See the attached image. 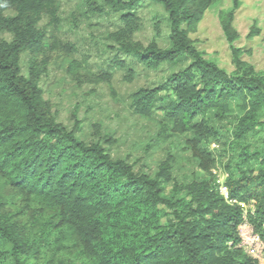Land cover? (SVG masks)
Masks as SVG:
<instances>
[{"label":"trees","instance_id":"16d2710c","mask_svg":"<svg viewBox=\"0 0 264 264\" xmlns=\"http://www.w3.org/2000/svg\"><path fill=\"white\" fill-rule=\"evenodd\" d=\"M144 1L105 0L123 23L110 35L116 51L151 70L179 60L187 64L160 83L131 92L129 107L147 119L160 112L161 138L188 135L187 145L202 158L198 167L206 177L173 182V193L184 195L166 197L170 157L149 176L126 158L112 156L100 141L81 139L77 122L68 128L58 121L39 85L51 61H64L77 83L103 82L111 91L113 74L83 72L71 56L75 44L49 33L59 28V0H0V186L34 202L39 213L20 222L0 200V264H257L238 247L237 228L244 220L241 203L252 205L245 217L264 251V151L243 152L246 160L258 159V167L226 177L225 198L209 171L214 160L201 149L218 138L214 123L233 112L236 142L264 127V72L243 60L234 45L239 35L233 21L241 2L231 0V8L218 15L234 67L228 72L188 36L220 0H148L166 13L167 47L134 38ZM255 33L252 29L248 36ZM113 66L126 68L123 59ZM133 76L128 69L125 80Z\"/></svg>","mask_w":264,"mask_h":264},{"label":"rangeland","instance_id":"374dc122","mask_svg":"<svg viewBox=\"0 0 264 264\" xmlns=\"http://www.w3.org/2000/svg\"><path fill=\"white\" fill-rule=\"evenodd\" d=\"M241 5L235 14L233 26L238 32L234 45L241 49L242 59L253 65L255 70L264 72V0H240ZM100 8L101 10L97 9ZM231 0H220L206 10L196 29L188 33L189 38L206 58L215 60L226 71L234 69L231 63L229 44L222 33L219 12L229 10ZM59 28L48 29L63 41H70L77 47L71 56L76 59L85 73L110 71L113 74V91L105 83H77L65 72L64 61L55 59L48 64L45 75L39 85L44 99L51 103L57 120L72 128L77 122L80 128L78 136L85 140L100 141L114 157L126 158L136 170H142L154 176L158 165L171 158L172 181L164 185V196L180 197L184 193L174 194L173 182L185 183L204 179L206 176L198 167L202 159L197 151L187 145L188 135H174L170 139L158 136L161 113L156 112L147 119L132 113L129 107V95L140 87H151L160 83L167 75L187 64L185 60L165 63L157 70L147 69L131 56H125L115 49L110 35L123 23L119 13L111 10L105 0H59ZM140 18V30L134 35L137 41L146 45L155 40L160 47H167L168 24L163 8L148 0L137 9ZM44 18L40 25H45ZM253 30L257 33L248 36ZM255 32V31H253ZM6 40L9 33H3ZM116 59H123L126 68L114 67ZM21 71L27 74L28 54L21 55ZM128 69L133 70L132 81H126ZM236 112L226 120L215 122L219 131L217 139L210 141L201 149H207L213 165L210 173L220 188L228 176H237L240 172L257 169L259 160H246L243 152L254 154L264 151V127L247 134L241 141H235L231 129L235 123ZM264 121V114L260 117ZM245 149V150H244ZM14 190L0 186V200L5 201V210L12 216L18 215L20 222H30L31 216H37L38 207L26 197L13 195ZM8 201V202H7ZM244 208V220L237 231L241 238L240 250L249 258L264 264L262 241L248 223L245 215L252 205L241 203ZM34 263V259H30Z\"/></svg>","mask_w":264,"mask_h":264},{"label":"built area","instance_id":"2783aa9c","mask_svg":"<svg viewBox=\"0 0 264 264\" xmlns=\"http://www.w3.org/2000/svg\"><path fill=\"white\" fill-rule=\"evenodd\" d=\"M221 192H224V197L227 198V189L226 187L223 185L221 188H220ZM263 245V243H261Z\"/></svg>","mask_w":264,"mask_h":264}]
</instances>
